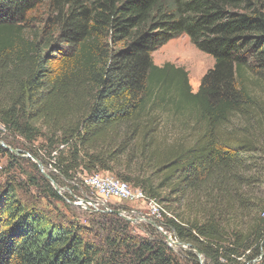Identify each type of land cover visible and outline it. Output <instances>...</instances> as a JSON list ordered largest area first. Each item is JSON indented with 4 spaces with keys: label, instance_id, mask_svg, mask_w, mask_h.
<instances>
[{
    "label": "trees",
    "instance_id": "16d2710c",
    "mask_svg": "<svg viewBox=\"0 0 264 264\" xmlns=\"http://www.w3.org/2000/svg\"><path fill=\"white\" fill-rule=\"evenodd\" d=\"M181 36L214 60L195 93L152 59ZM250 84L264 89V0H0V135L43 138L63 180L114 173L178 204L164 227L203 264H264V97ZM30 206L0 186V264H178L150 226L146 240L112 213L84 212L89 230Z\"/></svg>",
    "mask_w": 264,
    "mask_h": 264
},
{
    "label": "rangeland",
    "instance_id": "374dc122",
    "mask_svg": "<svg viewBox=\"0 0 264 264\" xmlns=\"http://www.w3.org/2000/svg\"><path fill=\"white\" fill-rule=\"evenodd\" d=\"M152 59L153 63L159 67L170 63L176 67L184 69L188 74V82L193 93L197 92L202 77L214 65V60L212 57L196 49L186 36L171 39L160 46L156 51L153 52ZM248 88L251 90V92H253L252 94H255L259 98L262 96L264 97L263 88L251 84L248 85ZM233 125H237V122L234 121ZM2 132L3 133L0 135V139L7 138V141L11 143V146H8V143L6 144L4 141L0 140V147H2L8 153L0 152V186L12 187L15 195L20 200L25 201V203L28 205H33L32 208L40 210L45 215L53 217L55 220L56 217H58V220L64 224L72 223L76 226L80 225L92 230L93 225L91 221L97 218L88 216L84 213L87 210L84 209V211L82 207L76 205L74 203L75 200L73 203L70 202V200L72 198L71 194L80 196L82 193H85V191L87 194H90L91 191L89 189H84L82 186V180L84 177L95 176L99 173L87 174L85 172L78 171L73 178L75 181L72 180L71 182L63 180L59 177V172L54 168V166H52V164H50L55 153H51V155L47 154L49 149L47 148L43 138L38 139L31 145H28L20 138L7 136L3 130ZM45 151H47V153ZM120 161L123 162L125 159L121 158ZM111 174L116 176L114 173ZM44 175L49 176L51 179H55V181L53 179L52 180L54 184L60 189V191H55L53 185L48 182ZM99 175L116 178L110 174ZM43 181L49 183L50 187L59 195V197L62 198V200L59 201L53 198L49 194V189H47L45 182ZM71 185H74L77 188L75 187L76 189H71ZM251 190L253 195H256L258 198L261 197L260 190H258L257 187H254ZM65 195L69 196L70 199L64 197ZM96 198L99 199L100 203L107 205V207L111 210V212H105L103 214H110L112 211L129 212L134 213L135 215L142 213L148 214V205L145 202H130L115 198L106 200L101 196H95L94 193L87 196L83 200L92 201ZM161 205L168 214L167 218L175 217L173 210L175 209V211H177L176 209L178 208V204L171 207L164 204ZM107 207L105 206V208ZM170 209L173 212L170 211ZM262 216L264 218V213ZM118 217L130 223L131 235L146 240H152L154 238V235H152V231L150 230V227L154 228L153 225L140 223L141 221L138 220H136V222H130L121 216ZM155 223L158 225V222ZM164 231L166 232L167 236L169 235L171 239L176 242L174 230L171 228L166 229L165 227ZM159 234L166 243L163 234H161V232ZM85 235L89 241H94V236L91 235V233L86 232ZM168 247L172 249L174 256L178 259V264H194L187 259L189 256L186 255V252H190L189 248L176 247L174 245H168ZM199 264H203V259L199 262Z\"/></svg>",
    "mask_w": 264,
    "mask_h": 264
},
{
    "label": "built area",
    "instance_id": "2783aa9c",
    "mask_svg": "<svg viewBox=\"0 0 264 264\" xmlns=\"http://www.w3.org/2000/svg\"><path fill=\"white\" fill-rule=\"evenodd\" d=\"M81 184L84 187V189L86 190L89 189L91 193L87 194L85 191V193H82L80 196H75L71 194L72 198L70 202L73 203V201L75 200L74 203L76 205L82 207L83 210L84 209L87 210V211L84 210L85 212L90 213V214H103L105 212H111V210L107 207V205L100 203L99 199L97 198L92 201L83 200L87 196L92 195L93 193L95 194V196L97 195L101 196L102 198H105L106 200L115 198V199L130 201V202H145L148 205L147 207L148 214L142 213V214L135 215L134 213L121 211L120 216L125 219L138 220V221H141L140 223H144V224H149V222H153V223L158 222V225L155 223L157 227V229L155 228V230L157 232L159 231L165 232L164 231V228H165L164 219H165V216L166 217L168 216V214L166 213L165 209L162 207L161 204H159L157 201L153 199H149L140 189H134L130 187L127 183L122 182L119 179L113 178L111 176H104V175L84 177ZM105 206L107 208H105ZM164 234H166V232ZM168 245H172V244H168Z\"/></svg>",
    "mask_w": 264,
    "mask_h": 264
},
{
    "label": "water",
    "instance_id": "95a60500",
    "mask_svg": "<svg viewBox=\"0 0 264 264\" xmlns=\"http://www.w3.org/2000/svg\"><path fill=\"white\" fill-rule=\"evenodd\" d=\"M14 153H16V152H14ZM44 177L48 180V182H50L53 185V187L55 188V191H60V189L54 184L53 180L49 176L44 175ZM112 213L115 214V215H117V216H120L121 215V213L119 211H112ZM126 220H128L130 222H136V220H134V219H126ZM149 224L150 225H153L154 228H157L156 225H155V223L149 222ZM161 234H163V237H165L164 239H165L166 243L172 244V245H174L176 247L189 248L190 251H192V252L195 253V255L197 256V258L199 259V262L203 259L200 252H198L195 248L190 247V245L185 244L183 242H180L177 239V237H175L176 242H174V241L171 240V237L169 235L167 236L166 234H164L162 232H161Z\"/></svg>",
    "mask_w": 264,
    "mask_h": 264
}]
</instances>
